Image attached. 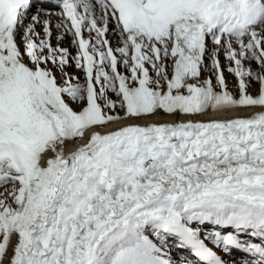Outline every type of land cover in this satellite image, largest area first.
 Listing matches in <instances>:
<instances>
[{
    "label": "snow or ice",
    "instance_id": "1",
    "mask_svg": "<svg viewBox=\"0 0 264 264\" xmlns=\"http://www.w3.org/2000/svg\"><path fill=\"white\" fill-rule=\"evenodd\" d=\"M0 189V264H264V0H0Z\"/></svg>",
    "mask_w": 264,
    "mask_h": 264
},
{
    "label": "bare ground",
    "instance_id": "2",
    "mask_svg": "<svg viewBox=\"0 0 264 264\" xmlns=\"http://www.w3.org/2000/svg\"><path fill=\"white\" fill-rule=\"evenodd\" d=\"M53 30L55 31V29H53ZM84 35L87 38L88 33L85 32ZM108 38L110 41H112L113 47H115L116 45H115L114 38L111 35H109ZM17 39L19 40V36L17 37ZM62 46L63 47H69V43H68L67 39L64 41ZM221 63L222 64L226 63V61H224L223 57H221ZM121 71H123V69H121ZM76 74L79 75L78 72ZM225 76H226V79L228 81V87L230 88L231 87V80H232V79H230L231 76H228L227 73H225ZM58 81H59V75L57 76V82ZM251 89H253V88H251ZM251 89H250V92L253 95H255V90L252 91ZM259 111H260L259 108H232V109H227V110H221L218 112L207 111L206 113H204L202 115H193V118H191L190 116H187V115L165 114L162 110H159L154 115L147 116V117H145L139 121H124L122 123H139V124L156 123V124H162V123H176V122L187 121V120H192L194 122L195 121H208L211 119L237 118L238 116H242V115H245L246 117H248V116H251V115H253ZM108 127L113 128V127H115V125H109ZM81 143H83V141H81ZM74 147H75L74 141L68 143L67 148L65 150L66 153ZM169 247H170V252L173 253V256H177V257L181 256L183 258H186V260H188L189 264H195V262H196V264H198L196 259H193L192 257L189 256L191 253L187 249L176 248L171 240L169 241Z\"/></svg>",
    "mask_w": 264,
    "mask_h": 264
},
{
    "label": "rangeland",
    "instance_id": "3",
    "mask_svg": "<svg viewBox=\"0 0 264 264\" xmlns=\"http://www.w3.org/2000/svg\"><path fill=\"white\" fill-rule=\"evenodd\" d=\"M56 43V41H55V39L53 40V44H55ZM69 71H73L72 69H70ZM76 74V73H75ZM207 75V74H206ZM58 76V75H57ZM230 79H232L231 80V87L229 88L228 87V89H229V91L230 92H232L233 93V95L234 96H236V91H237V89H236V81H235V79L232 77H230ZM61 81H60V79H59V81H58V83H60ZM252 91L253 90H255V88H253V89H251ZM113 99H115V97L113 96ZM209 111H211V110H209ZM238 117H246L245 115H242V116H238ZM0 190H2V189H0Z\"/></svg>",
    "mask_w": 264,
    "mask_h": 264
}]
</instances>
